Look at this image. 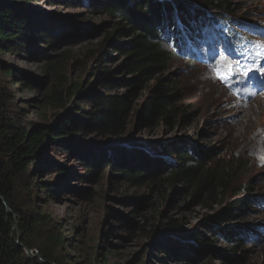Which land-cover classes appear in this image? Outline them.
<instances>
[{
  "label": "rangeland",
  "instance_id": "1",
  "mask_svg": "<svg viewBox=\"0 0 264 264\" xmlns=\"http://www.w3.org/2000/svg\"><path fill=\"white\" fill-rule=\"evenodd\" d=\"M215 1L160 0L170 7L174 3L187 4L204 14L209 24L213 25L211 30H205L202 23L196 26L201 30L203 40L189 51L187 44L178 46L174 43L173 33L183 35L185 38L181 37L182 40L186 39L176 25H172L171 29L166 27L167 34L161 31L163 47L174 54L169 75H176L180 84L182 101L178 108L193 115L189 123L182 124L188 126L187 129L179 126L172 132L164 123L145 129L138 111L129 120L127 131L121 138L87 134L81 141L98 149L99 155L114 160L120 159L124 151L140 152L161 159L166 168L176 164L177 160L175 156L165 155V146L184 144L196 152L211 150L207 168L223 174L225 190L222 203L213 205L212 209L190 206V199H174L169 192L162 196L151 184L132 186L124 183L111 168L104 171L97 183L74 180L71 184L73 190L64 193L61 204L50 205L48 211L54 218L65 220L80 260L90 259L92 264H98L102 260L101 254L110 251L112 254L105 256L108 264H183L186 260L185 264H229L201 245H193L197 250L184 251L185 259L160 254L152 245L155 235L151 232H156L157 228L161 230L170 220H178L188 236L194 232L202 233L213 240L211 248L227 249L234 244L222 232L218 234L225 226L217 227L212 218L220 213L225 204L239 199L254 205L246 211L245 218L233 222L242 240L237 254L246 258L241 264H264V157L258 153L264 145V113H261L264 100L257 98H264V87L257 90L255 98L242 97L240 91L231 88L232 76L224 74L226 69L221 66L219 75L215 70L217 61L223 57L238 67L250 64L252 69L256 65L264 68V0ZM213 6L220 11H213ZM29 10L40 22L55 30L57 42L30 46L26 52L16 56L0 53V60L34 82L33 90H25L19 98L31 113V120L48 124L55 122L57 115H63L72 108L77 100L75 97L62 111L51 102L52 97L64 93L76 83L81 85L83 94L96 91L97 76L105 66L112 73L117 71L123 61L121 55L113 56L114 59L103 64L97 63V60L99 46L106 38L112 37L118 18L101 15V10L95 8L94 0H33ZM218 30L223 31L224 37L219 35ZM224 38L236 42L233 44ZM206 39L210 42L218 39L212 50L206 49ZM238 87H243V84L239 83ZM144 98L145 94L137 103V109L140 110ZM85 102L80 100V106L85 107ZM237 104H244L245 108L241 110ZM181 116L182 113L178 123ZM74 158L55 155L61 164L80 169V161ZM165 171L168 172V169ZM141 199L145 200L146 207H141ZM135 211L137 214H134ZM118 218L136 226L137 232L124 230ZM190 245L185 241L177 249ZM97 253L100 255L97 256Z\"/></svg>",
  "mask_w": 264,
  "mask_h": 264
},
{
  "label": "trees",
  "instance_id": "2",
  "mask_svg": "<svg viewBox=\"0 0 264 264\" xmlns=\"http://www.w3.org/2000/svg\"><path fill=\"white\" fill-rule=\"evenodd\" d=\"M31 1L0 0V53L16 56L30 46L57 42L55 30L40 22L29 10ZM94 1L101 15L118 18L112 37L99 46L97 63L103 64L118 55L123 61L116 72L112 73L105 66L100 75L96 73V91L83 94L81 85L76 83L52 97L51 102L62 111L77 98L72 108L55 117V122L38 124L30 119L31 113L23 106L19 94L33 90L34 82L0 60V264H92L90 259L80 260L70 228L65 220L54 218L48 207L61 204L64 193L73 190L74 180L97 183L108 168L117 172L124 183L151 184L162 196L169 192L174 199H190V206L212 209L223 201V174L207 168L211 150L196 152L184 144L165 146V155L175 156L177 160L166 168L161 159L140 152L124 151L120 159L114 160L99 155L98 149L81 141L87 134L121 138L129 120L138 111L145 129L164 123L172 132L179 126L186 130L188 126L182 124L189 123L193 115L178 108L182 101L180 84L176 75H169L174 54L163 47L161 31L166 32V27L171 29L176 25L186 39L182 40L184 36L178 33H173L172 39L176 45L187 44L188 49L202 39L201 30L196 28L199 23L212 26L204 14L183 3L170 7L160 0ZM139 1L141 3H136ZM212 10L220 11L217 7ZM143 94L145 98L139 110L137 103ZM82 99L86 101L85 107L79 104ZM55 155L74 156L80 161V169L61 164ZM140 204L141 207L147 205L144 199ZM253 205L234 199L212 218L217 227L225 226L218 234L222 232L234 244L227 249L211 248L213 240L202 233L188 236L178 220H170L161 230L152 231L151 234L172 238L160 243L159 247L153 242L152 245L160 254L183 259L186 257L184 251L197 250L194 246L201 245L229 264L244 263L245 256L237 254L242 240L233 222L245 218L246 211ZM118 220L124 230L137 232L136 226L123 218ZM185 241L191 245L177 249ZM27 250L40 257L27 259ZM106 254L112 252L101 254L98 264H108Z\"/></svg>",
  "mask_w": 264,
  "mask_h": 264
},
{
  "label": "bare ground",
  "instance_id": "3",
  "mask_svg": "<svg viewBox=\"0 0 264 264\" xmlns=\"http://www.w3.org/2000/svg\"><path fill=\"white\" fill-rule=\"evenodd\" d=\"M165 32V31H164ZM168 32L166 31L165 34H167ZM221 36V34H219ZM179 46V45H178ZM226 63H230L231 64V69L230 70H225L224 74L226 75H231L232 76V80H231V88L232 89H236L238 91H240V95L243 97H251L253 96V98H255V93L257 92V90H259V88L264 87V73L262 74L261 71L259 70V68L254 67L255 69H253L252 71L248 72V75L245 76L244 72L250 67V64H247L246 66L243 67H238V65L236 63H233L232 61H226ZM259 66V65H258ZM241 83L243 84V87H238V84ZM247 89V92H244L243 90ZM259 101L264 100V98L261 97H257ZM240 101V100H239ZM237 106L243 110L245 108L244 104L239 105L237 104ZM261 113H264V109H261ZM262 142V141H261ZM263 143H264V139H263ZM262 149L258 151V153L260 155H262V157H264V145H262Z\"/></svg>",
  "mask_w": 264,
  "mask_h": 264
},
{
  "label": "water",
  "instance_id": "4",
  "mask_svg": "<svg viewBox=\"0 0 264 264\" xmlns=\"http://www.w3.org/2000/svg\"><path fill=\"white\" fill-rule=\"evenodd\" d=\"M15 230L18 231V227H15ZM170 239H172V238L169 236L156 234L155 238L152 242L155 243L154 244L155 246H157L160 243H163L164 241L170 240ZM16 242L19 244V240H17ZM37 257H40V255L38 253L34 254L33 251L27 250V259H33V258H37Z\"/></svg>",
  "mask_w": 264,
  "mask_h": 264
},
{
  "label": "snow or ice",
  "instance_id": "5",
  "mask_svg": "<svg viewBox=\"0 0 264 264\" xmlns=\"http://www.w3.org/2000/svg\"><path fill=\"white\" fill-rule=\"evenodd\" d=\"M227 61V57H223L221 58V60L217 61V66L215 68L217 74L219 75L220 73V67L223 66L225 69L230 70L231 69V64L230 63H226ZM257 68H259V70L261 71V73H264V68H260L257 65ZM253 69L251 67H249L245 72L244 75L247 76L248 72L252 71Z\"/></svg>",
  "mask_w": 264,
  "mask_h": 264
}]
</instances>
